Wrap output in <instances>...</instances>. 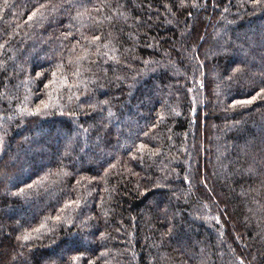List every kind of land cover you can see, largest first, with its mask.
Wrapping results in <instances>:
<instances>
[{
  "label": "trees",
  "instance_id": "1",
  "mask_svg": "<svg viewBox=\"0 0 264 264\" xmlns=\"http://www.w3.org/2000/svg\"><path fill=\"white\" fill-rule=\"evenodd\" d=\"M0 264H264V0H0Z\"/></svg>",
  "mask_w": 264,
  "mask_h": 264
},
{
  "label": "snow or ice",
  "instance_id": "2",
  "mask_svg": "<svg viewBox=\"0 0 264 264\" xmlns=\"http://www.w3.org/2000/svg\"><path fill=\"white\" fill-rule=\"evenodd\" d=\"M240 103H252V101L251 100H249V101H241ZM45 107H47V105H45ZM37 111H39V109ZM27 238L28 237H25V239H27Z\"/></svg>",
  "mask_w": 264,
  "mask_h": 264
}]
</instances>
